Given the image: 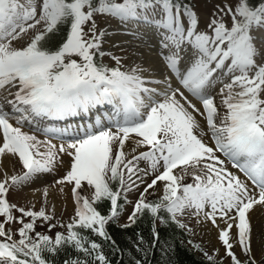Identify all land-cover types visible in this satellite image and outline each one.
Listing matches in <instances>:
<instances>
[{"label": "snow or ice", "instance_id": "1", "mask_svg": "<svg viewBox=\"0 0 264 264\" xmlns=\"http://www.w3.org/2000/svg\"><path fill=\"white\" fill-rule=\"evenodd\" d=\"M98 15L148 25L159 36L164 66L159 79L147 76L141 64L125 68L120 56H111L113 67L103 62L109 55L102 51L107 33L98 30ZM30 31L34 35L29 42L14 45ZM255 33H264V0L216 5L205 29L199 28L196 11L183 0H40L39 8L37 0H0V91L12 97L6 100L10 111L0 103V161L11 155L23 168L19 174L4 172L0 179V264H57L61 254V264H112L105 246L112 252L119 247L108 225L119 219L124 205L131 203L128 193L145 184L148 175L154 178L122 227L149 214L150 247L155 248L160 241L156 221L185 229L178 216L190 210L219 229L231 264H258L249 213L254 206H264V36ZM106 105L111 111L97 113L92 122L45 127L46 136L71 137L59 147L23 130L25 123L39 127L41 122L88 115ZM197 116L206 121L214 145L203 139L207 133ZM130 139L135 141L133 153L136 147L147 151L128 158L125 143ZM61 154L70 157V166L55 184L72 185L75 210L67 224L59 223L65 230L53 236L47 232L58 226L50 223L54 206L52 212L20 207L8 194L53 172ZM142 160L150 171L139 168ZM176 169L180 174H174ZM188 174L193 183H183ZM158 182L163 194L149 200V190ZM85 185L92 190L90 197L81 194ZM43 195L47 198V187ZM105 201L107 214L100 210ZM38 221L48 224L47 232L36 231ZM14 223L20 225L15 231ZM144 243L138 233V251H144ZM235 244L245 259L233 250ZM160 250L170 256L172 246ZM205 256L210 264H223L207 252Z\"/></svg>", "mask_w": 264, "mask_h": 264}, {"label": "rangeland", "instance_id": "2", "mask_svg": "<svg viewBox=\"0 0 264 264\" xmlns=\"http://www.w3.org/2000/svg\"><path fill=\"white\" fill-rule=\"evenodd\" d=\"M189 5L193 6L194 10L196 11L198 17H199V28L200 29H205L207 24L210 21V18L213 14V12L215 11V6L216 5H220L223 6L224 3L227 2H234V0H189ZM21 3L26 4V0H21ZM39 3L40 0H37V7L39 8ZM98 18V23L100 24V26L98 27L99 29H105L106 30V36L104 37V44L102 47V51H105L106 53H109V55H105L103 57V60L105 62L108 63V65L110 67L115 66V61L113 59H111L112 55L115 56H120L122 57V63L124 65L125 68H131L132 66H134L135 64H141V66L145 69H147V76L150 73L155 72V68L152 66H149V64L147 65V63L144 62V55L146 52H138V57H132V55L135 52V48L133 47V43H138V45H142L145 47H149L151 48V51L153 52L154 50V54L157 56L158 60L159 55H158V49H159V45H158V39L159 36L156 37L155 40H152L150 43V45H148V39H146L145 41L142 39H135L134 37H138L137 35L140 34V32L138 33V31L136 29H133V34H128L127 32H129V28H125L126 25L122 24V23H126V22H122L121 20L111 17V16H101L98 15L96 16V19ZM226 20L228 19L227 17L225 18ZM129 26H131V22H129ZM141 31V29H138ZM256 35H260V36H264V33H255ZM34 35L33 31H30L26 36L22 37L20 40L18 41H14V45L17 47L20 46H24L27 42L30 41L31 36ZM140 37V36H139ZM144 38V37H142ZM141 41V42H140ZM258 43H260L258 41ZM141 46V47H142ZM158 48V49H156ZM132 51V52H131ZM143 51V50H142ZM132 54V55H131ZM138 61V62H137ZM147 66L151 67L148 68ZM156 66V65H155ZM164 67V66H163ZM160 75V74H159ZM150 78L153 79H159V77L157 78V75L154 76H149ZM150 87H154L155 85H149ZM178 86V82H174V87ZM12 91L14 92L15 89H12ZM185 95H188L190 99L193 100L194 103L197 104L198 107H200V104L198 103L199 101H197L194 97H192L189 93H187V91H185ZM7 99H12L11 96L8 95V91H0V103L4 104L5 106H9L6 102ZM217 99H219V97H217ZM201 111H203V109L201 108ZM81 117H79L80 119ZM73 120V119H71ZM197 120L200 122L201 124V128L203 129V131L205 133H207L206 135L203 136V139L205 140L206 143L209 144H213L214 145V141L211 139V133L207 128V124L206 121L204 120V118L197 116ZM12 123L15 125V120L12 121ZM23 130L25 131H29L33 134H38L43 136L45 139H49V140H53L52 143L57 145V147H59L60 144H66L67 142H59V141H66V140H55L52 139L51 137H46L45 132H41V131H34L32 129V127L30 128V126L28 127V125L25 123ZM134 135V134H133ZM44 140V139H43ZM69 140V139H68ZM43 150V149H41ZM126 151V150H125ZM141 151H147V147H136V152L133 153L132 149L127 150L126 152L129 154L128 158H131V155L133 154H138ZM218 155H221L223 157L222 154L217 153ZM221 157V158H222ZM222 159H225L224 157ZM225 164L228 167L229 170H231L233 173H235L236 175H238L241 180H243V178L240 176V173L238 172V170L236 168H234L232 166V163L230 161H228L227 159H225ZM231 165V166H229ZM11 167H6L3 168L0 166V168H2V170H0V179L3 178V173L7 172L9 175L12 174H19L23 171L22 168V164L21 162L18 160L17 157H13L11 159ZM70 166V157L66 154H61L59 161L56 163L54 171L50 172V173H44L39 175L38 177L34 178L32 182L28 183L27 185L21 186L19 188H12L9 191L8 194V199L10 202L16 203L18 206L20 207H25V208H33L35 210H39L41 207H46L47 210L49 212L53 211V206H54V215H55V219L52 220L50 223H54L56 222V220H60L63 224H67L70 221V218L74 215V210H75V204H74V197L71 191V195H72V205L70 204V207L68 205H64L62 207H56L55 203L51 200V193L55 190H58L63 187V194H67L69 188L72 189V185L66 184V185H58L55 184V181H57L58 179L62 178L65 174L66 171L69 169ZM139 168L144 169V170H149V164L147 161H140L139 162ZM192 172V169H189V173ZM174 174H180V170L176 169L174 170ZM142 175V173H141ZM154 178L153 175H148L145 176L144 179L146 181V183H150L151 180ZM135 179V178H133ZM194 181V177L191 174L185 175L184 177V181L183 183H193ZM244 181V180H243ZM145 184H140L139 189H133L132 191H130L128 193V200L131 201V203H128L125 205V209L123 211V213H121L120 217H119V221L120 223H127L128 222V216L130 215L132 208H133V204L135 203V201L139 198L140 192L143 191L144 187L146 186ZM48 188V196L47 198L44 197L43 195V189L44 188ZM162 187L163 185L161 183H157L155 189H150L149 192L152 193L150 196L152 195H156V197H160L163 193H162ZM91 189L85 185L81 194L82 195H87V196H91ZM70 193V192H69ZM45 199H47V203H45ZM17 216L20 215L19 212L15 213ZM180 218V220L184 221L185 223L188 224L189 228L192 230H195L200 238V240H198L195 236V238L201 242L203 245H205V249H204V254L205 252L209 253V255H213L215 256V258L217 260H223L226 264H231V260L229 257L226 256L225 254V249H224V245L222 244V242L219 240V231L216 234L217 237L216 242L215 240H211L208 237V233L204 230L203 224L204 222L207 225L212 224L210 221H204L199 217H196L194 215H192L190 210H187L185 212L184 215L178 216ZM220 221V219H217V223ZM43 224V227L38 226V230H40L39 232H43V231H47L44 229V224L42 221H38V225ZM47 226V225H46ZM13 231H15L16 229H18L20 227V225L18 223H14L11 225ZM64 228H59L58 227V231H62ZM36 230V231H38ZM236 230V229H235ZM234 230V231H235ZM233 237H235V232H233ZM215 243H218V245H215ZM237 246V251L236 254L242 256L240 257L242 260L245 259L244 255L241 252V248L239 246V244H236ZM264 247V245H263ZM260 247L259 249L255 248L252 245V249H253V255L255 256L256 261L258 262V264H264V257L262 256V252H264V248ZM235 248V245H234ZM218 250V251H217ZM235 251V249H233ZM202 253V252H201Z\"/></svg>", "mask_w": 264, "mask_h": 264}, {"label": "trees", "instance_id": "3", "mask_svg": "<svg viewBox=\"0 0 264 264\" xmlns=\"http://www.w3.org/2000/svg\"><path fill=\"white\" fill-rule=\"evenodd\" d=\"M188 2L190 1L183 0L185 4ZM60 39L59 36L55 38L56 41ZM150 199L152 200V198ZM108 208L109 204L105 201L100 210L103 214H107ZM165 217L167 218V216ZM122 225L124 224L117 221L108 225V231L119 247V251L112 252L108 245L105 246V252L112 264H135L136 260H141L143 264H169V261L170 264H210L206 258L198 255L196 250L188 245L189 234L185 232L186 230L179 228L173 222H169L167 225L156 226L155 224V229L160 235V241L155 248L150 247L153 239V223L149 214L145 213L130 227H122ZM138 233L145 239V243L141 246L144 251H138L136 248ZM93 239L98 240L99 238L93 237ZM161 246L164 248L172 246L170 256L160 250ZM63 259L64 255H59L56 258L57 264H61Z\"/></svg>", "mask_w": 264, "mask_h": 264}, {"label": "bare ground", "instance_id": "4", "mask_svg": "<svg viewBox=\"0 0 264 264\" xmlns=\"http://www.w3.org/2000/svg\"><path fill=\"white\" fill-rule=\"evenodd\" d=\"M128 28L130 29L129 32H127L128 34H133V29L132 28L136 29L138 31V33L140 32V34L137 35L138 37H134V38L137 39V40L142 39L144 41L146 39H148V41L146 40L148 42V45H150L149 42H151L152 40H155L156 37L158 36L148 25H145V24H142V23L131 22V26L128 27ZM138 29H141V31L138 30ZM142 37H144V38H142ZM133 45H134L133 47L135 48V52H134L133 55L131 54L132 57H138V52H140V53L141 52H143V53L146 52L145 55H144L145 56L144 57V62L147 63V65L149 64V66H152V67L155 68V72L148 74V76L157 75V78L158 77L160 78L159 74L164 71L163 62L160 59L158 60L157 56L153 53L154 50L152 52L151 48H149V47L147 48V47L142 46V45H141L142 46L141 47L140 45H138V43H135V44L133 43ZM156 49H158V48H156ZM149 66H147V67L151 68ZM5 109L10 111L11 106L10 107L9 106L8 107L5 106ZM97 110L99 112L100 108L97 109ZM91 113H93V112L91 111ZM71 119H73V120H71ZM92 119H95V116H92ZM70 120H71L70 123H66L67 125L63 124L62 126L75 127L78 124L86 123V121H81V119H79V121H76L77 119L70 118ZM88 122H91V121H88ZM40 124L43 125L44 128L53 126V123H50V124L47 125V124H44L43 122H41ZM30 127L33 128V126H30ZM59 128H63V127H59ZM36 129H38V128H36ZM38 130H41V129H38ZM41 131H43V130H41ZM35 135L40 140H42V141H43V139L45 140V138L43 136L38 135V134H35ZM134 147H135V141L134 140L130 139L129 141H126V143H125V150L126 151L130 150V149H133ZM11 159H12V156L6 154L2 158V161H0V166L3 167V168L11 167L10 166L11 165ZM63 192L64 191H61L60 189H58V190L53 191L51 193V195H50L51 200L55 203L56 207H62L64 205H68L70 207V204L72 205L71 188H69L68 193L65 194V195L63 194ZM249 217H250L251 224H252V229H253V231H252V245L255 248L259 249L260 247H263V245H264V206H261V205L254 206V209L252 211H250V213H249ZM217 224L220 225V228L224 227V223H223L222 220H220ZM203 227H204V230L208 233L207 234L208 237L211 240L214 239L215 242H216L215 238L217 237L216 234L218 233L219 229L216 226H214L213 224L207 225L205 222L203 224ZM234 230H235V227L232 230V234H234L233 233ZM215 242H214V244L218 245V243H215ZM262 256L264 257V252H262Z\"/></svg>", "mask_w": 264, "mask_h": 264}]
</instances>
